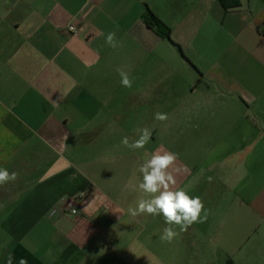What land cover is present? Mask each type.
<instances>
[{"label":"crops","instance_id":"1","mask_svg":"<svg viewBox=\"0 0 264 264\" xmlns=\"http://www.w3.org/2000/svg\"><path fill=\"white\" fill-rule=\"evenodd\" d=\"M239 2L0 0V167L18 174L0 264H264V0ZM145 127V148L121 143ZM155 151L178 154L175 187L208 212L171 243L162 216L127 211Z\"/></svg>","mask_w":264,"mask_h":264},{"label":"clouds","instance_id":"2","mask_svg":"<svg viewBox=\"0 0 264 264\" xmlns=\"http://www.w3.org/2000/svg\"><path fill=\"white\" fill-rule=\"evenodd\" d=\"M75 29H73L74 31ZM105 44L113 49L119 46L116 32L107 33ZM120 77L122 87L131 88L133 79L122 69H116ZM158 121L168 119L167 114L156 112ZM152 137V130L145 127L139 130V136L130 142L127 136L123 137L121 143L133 150L143 149ZM178 159V154L171 151H155L148 159H145L138 166V173L141 179L136 186L141 197L136 201L135 206L128 208V214L132 217L140 215L162 216L166 227H164L160 240L171 243L179 232L187 231L194 223H204L208 219V212L205 210L204 202L199 196H192L183 189L175 187L177 180L173 174V166ZM178 171V169H177ZM18 174L0 167V186L16 181ZM211 181V177H208ZM179 228V232L176 228ZM13 256L9 253L7 264H12ZM19 264H27L23 258Z\"/></svg>","mask_w":264,"mask_h":264},{"label":"trees","instance_id":"3","mask_svg":"<svg viewBox=\"0 0 264 264\" xmlns=\"http://www.w3.org/2000/svg\"><path fill=\"white\" fill-rule=\"evenodd\" d=\"M218 2L226 11L237 9L240 7L239 0H218ZM143 19H144V23L148 28H150L160 37L167 38L172 42L170 37L171 36L170 27L166 23H164L153 11L147 9L143 16Z\"/></svg>","mask_w":264,"mask_h":264},{"label":"built area","instance_id":"4","mask_svg":"<svg viewBox=\"0 0 264 264\" xmlns=\"http://www.w3.org/2000/svg\"><path fill=\"white\" fill-rule=\"evenodd\" d=\"M73 29H75V30L73 31ZM69 31H70L73 35H77V34L79 33V31H80V25H79L78 23H76V22L71 23V24L69 25ZM82 195H83V194H82ZM77 200H78V199H74V201H73L74 204L71 205V206L69 207V209H68V213H69L70 215L76 216V215L78 214V209H77V205H76Z\"/></svg>","mask_w":264,"mask_h":264},{"label":"rangeland","instance_id":"5","mask_svg":"<svg viewBox=\"0 0 264 264\" xmlns=\"http://www.w3.org/2000/svg\"><path fill=\"white\" fill-rule=\"evenodd\" d=\"M151 10V9H150ZM240 65V63L238 64V66ZM134 251H135V253H138V252H141L142 251V249L141 248H138V247H136V248H132Z\"/></svg>","mask_w":264,"mask_h":264}]
</instances>
